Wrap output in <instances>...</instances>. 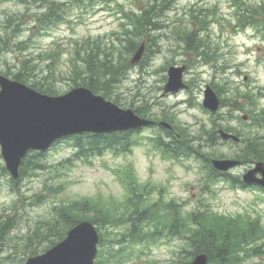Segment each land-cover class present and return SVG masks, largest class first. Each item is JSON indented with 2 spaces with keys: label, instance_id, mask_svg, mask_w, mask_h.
Here are the masks:
<instances>
[{
  "label": "rangeland",
  "instance_id": "rangeland-1",
  "mask_svg": "<svg viewBox=\"0 0 264 264\" xmlns=\"http://www.w3.org/2000/svg\"><path fill=\"white\" fill-rule=\"evenodd\" d=\"M52 1L0 0V74L22 71L30 77L32 68L24 61L34 60L33 65L44 71H48L49 65L53 68L59 75L53 87L58 95L66 94L74 88L69 75L71 60L75 57L73 45L87 40L103 45L114 41L115 51L120 52L124 48L120 47L118 38L131 30V27H121L125 12L151 11L152 19L160 25L152 32L155 42L150 44L144 40L143 60L147 56L149 59L145 65H133L129 61L127 74L110 88L111 97L119 99L124 108L149 110V115L159 121L170 120L177 131L186 129L189 139H196L192 145L205 158L238 157L244 163L231 171L234 177H242L251 168L253 164L244 159L246 154L242 151L245 143L241 147L224 143L216 139L213 131L229 128L248 141L256 136L264 149V128H256L251 119H242L259 112L264 114V0H244L259 11L255 23L245 25H239L235 0H171L164 4L162 11L160 6L164 0H83L82 7L74 5L75 0H61L69 2L65 18L58 22L53 16L56 23L47 24L46 20L51 18L50 7L41 8ZM203 7L209 9L208 31H202L209 48L190 54L183 50L186 40L183 42L178 26L186 22L192 11L198 12ZM13 18H21L17 43L26 42L22 46L16 45V38L11 34L15 26L8 20ZM50 53L57 60L46 63L43 57ZM132 57L128 58L126 52L122 55L124 60ZM171 67L187 68L184 81L188 89L165 95ZM207 86L224 102V108L216 115L203 107ZM160 137L167 138L162 128L144 130L131 151L121 155L108 153L93 158L91 163L79 161L74 166L64 162L75 153L70 141L64 140L40 159L32 154L36 164L49 168L27 171L28 175L19 184L13 183L5 171L0 148V215L11 218L14 228L7 240L0 237V264H25L30 256L24 255L25 244L32 241L30 237H38L33 233L39 227L56 221V207H72L85 200L97 203L98 209L92 215L77 214L78 219H97L103 226L99 233L104 246H99L96 264L177 262L186 256L184 245L192 246V241L186 238L190 236L187 227L197 231L198 240L206 229L201 223L186 225L188 213L206 214L215 221L222 229L217 234L219 243L225 236L227 246L233 251L225 260L210 253V264H264V194L233 188L227 182L211 185L203 157L173 158L155 148L152 140ZM139 192L144 194L140 202L142 209L154 216L152 225H145L140 235L144 237L156 229L155 240H143L147 243L136 245L134 241L118 242L111 246V241L129 236L131 226L117 223L124 221L132 210L133 199ZM168 205L175 215L182 217L181 227L177 229L171 227L170 217L173 221L174 217ZM40 232L47 235V230ZM124 246L127 255L118 261L112 252H123ZM38 247L39 254H43L53 245L42 242Z\"/></svg>",
  "mask_w": 264,
  "mask_h": 264
},
{
  "label": "trees",
  "instance_id": "trees-1",
  "mask_svg": "<svg viewBox=\"0 0 264 264\" xmlns=\"http://www.w3.org/2000/svg\"><path fill=\"white\" fill-rule=\"evenodd\" d=\"M170 1L171 0H164L162 5L160 6V11L163 10L164 4L166 2L170 3ZM235 1L238 3L237 15H239L240 17L238 18L239 25L254 24L255 19L259 15V11L257 12L252 6H249L250 4H248L244 0ZM68 3L69 2L62 3L61 0H59L58 2H50L47 6L50 7L51 18L49 20L47 19L46 23L55 24L56 22L52 20L53 16H56L57 21L61 22L67 14L66 7L69 5ZM74 5L82 7L84 5V1L75 0ZM208 13L209 9H206L204 7L200 8L198 12L192 11L190 17L186 20V22H183L180 26H178L179 32L182 33L179 34L181 35L183 42L186 40V43H184V51L190 52V54H195L196 52L201 53L205 49L209 48V45H206L205 36H202V31H205L204 33L208 31L209 24L206 20V18L209 17ZM152 15L153 13L151 11H144L140 14H138L136 10H132L131 12H125L123 21H121V27H124V29L131 27V30L125 34H122V37L120 39L118 38L120 47L124 48V50L120 52L115 51L117 47L114 46V41H110L103 45L99 42L91 43L90 40H87L86 42H83L81 44L77 43L76 45H73L75 47V57L71 60V67L69 70V75L71 76L73 87H87L93 90L96 94L103 95L107 99L113 100L115 103L122 106V104H120L119 99L116 100L111 97L110 88L115 87V85L119 83L120 80L124 77V74H127L128 63L130 60L122 59L123 53L126 52L127 57L129 58L135 54V52L139 49L141 42H144V40L149 41L150 44L155 42L156 36L153 35L152 32L157 31L158 29L156 27H158L160 24L155 20V18L152 19ZM20 19L21 18H13L12 20H8V23H14L15 29L14 32H12L13 37L16 38L14 41H16V45L22 46L26 42L19 41L20 44L17 43V38L19 36L18 34L20 33V31L19 27L16 24H19L18 22H20ZM183 33L185 35H183ZM206 54L208 53L206 52ZM43 59L46 60V63H50L53 59L57 60V56L55 58L54 55H51L50 53L45 55ZM148 59L149 56L145 57L142 65H145ZM24 62L27 67L32 68L30 77H27L28 73H24L22 71L16 73H11L7 71L3 72L2 74L24 84L29 85V83H31V85L29 86L43 94L49 96H57L58 93L53 87V83L59 81V75L56 74L53 68L49 65L46 67L48 71H44L39 66L33 65L34 60H25ZM40 73L43 74L42 77L40 76ZM33 78H37L38 81H35ZM222 107L224 108V102ZM135 110L138 114L143 115L145 117L149 114L148 111H143L140 109ZM249 119L254 121V126L256 128H264V114L261 115L259 112L254 114L253 116L249 115ZM226 130L231 131L229 128H226ZM182 131L186 132V134L181 133L182 136L180 139H178L177 136H172L169 134L167 141L160 137L153 139L152 142L155 148L159 151H162L163 153H170L174 156L183 154L185 155V157H193L195 155L204 157L201 155V151L196 149L195 146L192 145V141H195L196 139L193 138L192 140H190L189 136L187 135V130L184 129ZM213 135L216 137V139H219L216 131H213ZM213 135L211 134L210 137H212ZM138 136L139 133L128 132L118 134L115 133L103 136L85 135L70 137L67 139V141H70V144L74 148L75 153L72 157L64 160V162L65 164L74 166L79 161L83 162L84 164H87V162L91 163V160L93 158L103 157L108 153L114 155H121L123 153H127L138 144ZM210 140L212 142L211 138ZM242 142L245 143V146L242 148V151L246 154V156H244V159H246L247 162L254 163L256 161H264V149L262 148L263 145H260L261 141L260 139H258V137L255 136L250 141L246 139ZM33 155L37 156V159H40L45 156V154ZM207 161L208 159L205 158V163H209L208 165H206V168L210 172L211 180L215 182L219 181L220 177L217 176V174L212 169L210 162ZM34 164L36 163L33 161L31 156H29L23 165V176L28 175L27 171H35L38 169L43 171L49 168V166L46 165ZM137 196L138 197H136V199H133L134 203L131 206L132 210L129 212L128 215H126L124 221L117 224H126L128 226H131L129 232H127L129 234L128 241L140 243L143 240V236L140 235V233L143 231L145 225L147 227L149 224L152 225L154 216H151L150 212L147 211V209L143 210L142 208L144 207L140 205L141 197L144 196V194L142 192H139V195ZM74 205L75 206L72 205V207L67 205L56 207V221L51 224L45 223L43 227H39L33 233L34 236L38 237H30L32 241L27 242L25 244V256H35L39 254L40 248L38 247V244H41L42 242H49L54 246L59 241H62L71 228L78 224V222L85 221V219H78L77 214H82L83 216H87L89 214L92 215V212L94 210H97L99 206L97 203H93L90 200L80 201L79 203H76ZM167 207L170 209L172 206L168 205ZM170 210L171 214L174 217V221L173 218L170 217V220L172 219L171 227L172 229H177L181 227L180 218L182 217L175 215L176 213L174 209ZM115 219H117V217H115ZM161 219L164 218L161 217ZM88 221L93 222L98 227V230H100V228L102 229L103 227L97 219L92 218V220ZM58 223L64 225H60L59 227ZM199 223H201L200 216L194 213H188L186 218V225H196ZM203 223L210 225L216 224V222L212 220H204ZM12 229H14L12 219L0 215V237H2L3 240H7V237H9V235L11 234ZM187 229L188 235H190L188 236V239L192 241V246H188L185 250V253L183 254H186V259L192 258L200 253H207L210 255L213 250V243L211 242V240L205 238L202 242H200L196 238L197 231L191 229L190 227H187ZM41 230H47V235L43 236V234H41L40 232ZM155 231L158 230L155 229ZM155 231L152 232V235H150L151 238L148 239V242H152L153 240H155ZM114 242L122 243L123 239L114 240ZM100 245L104 246V239H102ZM224 249H226V247ZM1 250L2 247H0V251ZM220 250L222 251V249ZM112 254L115 257L120 256V254L117 252H112ZM225 257L226 253L220 255L221 259H224ZM97 264H103V262H99ZM181 264L184 263L182 262Z\"/></svg>",
  "mask_w": 264,
  "mask_h": 264
},
{
  "label": "water",
  "instance_id": "water-1",
  "mask_svg": "<svg viewBox=\"0 0 264 264\" xmlns=\"http://www.w3.org/2000/svg\"><path fill=\"white\" fill-rule=\"evenodd\" d=\"M145 54V43L131 60L139 64ZM185 67H171L165 95L187 89L183 81ZM204 107L213 113L220 108V99L208 86L204 92ZM153 122L125 110L93 91L79 87L66 95L50 97L38 93L25 84L0 75V146L6 167L14 179L20 177V167L30 151L46 152L56 142L72 135L110 134L142 129ZM170 129L168 123H162ZM224 140L239 142L240 139L223 130ZM219 171H229L240 165L235 160H215ZM257 174L263 176L257 180ZM247 184L264 186V163L245 177ZM100 236L94 225L84 222L72 229L67 238L47 253L28 259L26 264H94ZM191 264H208V256H197Z\"/></svg>",
  "mask_w": 264,
  "mask_h": 264
},
{
  "label": "flooded vegetation",
  "instance_id": "flooded-vegetation-1",
  "mask_svg": "<svg viewBox=\"0 0 264 264\" xmlns=\"http://www.w3.org/2000/svg\"><path fill=\"white\" fill-rule=\"evenodd\" d=\"M214 229V231H216L214 234H212L211 235V242L212 243H214V248H213V251H212V253L213 254H217L216 256H217V258H219L220 260H225L226 259V257L224 258V259H221L220 258V255L221 254H223V253H226V256L227 255H229V253H231L230 252V250L229 249H224V248H218L221 244L219 243V241H218V237H217V230H216V228L214 227L213 228ZM249 233H251V234H253L254 232L253 231H249ZM203 236H205V234H203ZM224 238H225V236H224ZM201 240V242L203 241V238L201 237L200 238ZM260 239H262V236L260 237ZM220 249H222V251L220 250ZM224 251V252H223Z\"/></svg>",
  "mask_w": 264,
  "mask_h": 264
}]
</instances>
